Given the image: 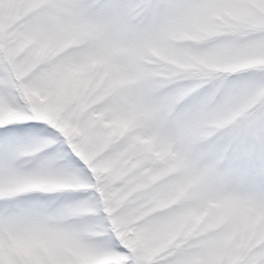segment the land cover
Masks as SVG:
<instances>
[{"label":"snow or ice","instance_id":"obj_1","mask_svg":"<svg viewBox=\"0 0 264 264\" xmlns=\"http://www.w3.org/2000/svg\"><path fill=\"white\" fill-rule=\"evenodd\" d=\"M0 264H264V0H0Z\"/></svg>","mask_w":264,"mask_h":264}]
</instances>
